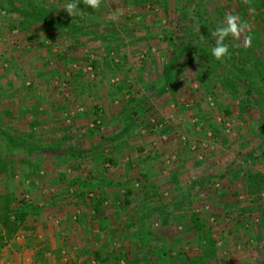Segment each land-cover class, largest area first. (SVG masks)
I'll list each match as a JSON object with an SVG mask.
<instances>
[{
  "label": "rangeland",
  "instance_id": "374dc122",
  "mask_svg": "<svg viewBox=\"0 0 264 264\" xmlns=\"http://www.w3.org/2000/svg\"><path fill=\"white\" fill-rule=\"evenodd\" d=\"M37 1L52 17L59 10L69 15L65 6L74 2L59 0L58 6L55 0H15V7ZM75 2L79 14L73 22L80 28L76 36L52 23L44 24L45 29L38 24L24 29L58 31L52 45L40 36L35 40L21 34L22 16L3 17L2 10L12 6L0 5V47H11L20 57L0 55V63H9L1 64L0 79L8 86V74L17 71L22 76V81L13 78L10 88L0 86V97L29 98L32 107L43 108L37 123L42 129L47 126L45 134L34 135V141L46 147L39 154L10 145L12 138L0 132V161L6 164L0 171L6 168L41 185L47 176L49 186L59 184L55 174L62 175L60 179L93 175L112 179L131 195L145 192L136 198L122 196L115 219L120 224L128 216L130 225L139 219L137 226L144 232H151L152 221L159 224L152 232H169L152 246L153 257H162L155 264L171 262H163L165 257H178L181 264H186L184 258L193 263L194 257H209L212 264H220L216 257H231L233 264L247 257L249 264H264V0H102L99 9L84 0ZM228 15L239 16L248 27L239 39L226 38L229 55L217 60L212 55L213 33L226 24ZM169 37L178 41L177 49L185 47L182 58L174 59L176 48ZM249 37L251 46L245 47ZM164 65L172 69L170 86L165 85ZM130 78L135 81L128 86ZM248 86L255 88L254 94H248ZM86 87L91 90L77 101L76 90ZM8 113L16 115L15 108ZM32 123V128L38 125L35 119ZM13 131L11 136L19 138V129ZM124 177L129 180L122 184ZM25 186L21 183L15 195L18 204H29L23 211L33 214L29 209L35 203H49L44 187L20 191L27 190ZM107 188L98 196L110 193ZM156 188L163 197L152 196ZM167 191L172 195L166 197ZM27 193L30 198L23 199ZM157 205H165L166 212L154 213ZM177 206L187 210H172ZM194 214L211 238L207 230L203 239L196 238ZM36 221L27 217L21 230H34ZM4 238L9 237L2 226L0 245L6 244ZM165 239L169 245L162 244ZM136 248L130 247L133 255ZM141 253L149 252L143 248Z\"/></svg>",
  "mask_w": 264,
  "mask_h": 264
},
{
  "label": "crops",
  "instance_id": "0c3cea01",
  "mask_svg": "<svg viewBox=\"0 0 264 264\" xmlns=\"http://www.w3.org/2000/svg\"><path fill=\"white\" fill-rule=\"evenodd\" d=\"M58 2L59 0H55V4L59 6ZM0 5H7L8 7L12 6L11 10H14L16 3L15 0H0ZM17 7L21 8L22 6L19 5ZM11 10L9 8L2 10V16L4 17L5 15L7 16L13 14L20 16V14L16 12L10 13ZM58 12L63 13L60 10ZM21 31L22 29L20 28L19 32L23 35L25 34L28 38L30 37L35 39L40 36V40L49 45H51L53 41L58 40L60 35V33L56 30L52 34H49L50 32L47 33L45 30L41 32H27L25 30H23L24 32ZM12 32L17 31L14 30ZM14 37H16V35H14ZM1 45L2 44H0V46ZM11 49V47H9V50L7 47H0V55L2 53L5 55L12 53L16 55L13 57L11 56V60H14V58H20L19 53L13 52ZM127 53H129V51L121 52V54ZM22 58L23 57H21V59ZM29 58H31L30 55H28V59ZM4 62L8 61L4 59ZM4 62L0 63V69L3 68V66L1 67V64H5ZM8 64H5V66L8 67ZM131 66H129V68ZM5 71V74H7L10 69L6 68ZM16 73L14 71V75L8 74L10 76L8 86L5 79H0V86H3L4 90L12 86L11 82L13 78L15 79L14 81L20 79L22 81V76H19ZM124 75L126 74L124 73ZM134 81V79L130 78L127 82L131 83ZM23 83L24 82H22V84ZM28 84L30 85V83H27V85ZM15 90V88L12 89L13 93ZM75 98L77 101L80 99L78 97ZM29 101V98L19 95H16V97H0V132L14 134L16 131L13 130L19 129L20 134H31L33 137L35 134H45L44 132L47 131V126L42 129V126L37 123L40 113H44L43 108H38L41 110L39 111L37 108L32 107V105L29 104ZM20 105H22V111L17 110L18 106ZM13 108L16 110V115H9L8 111ZM176 115L179 116L177 113ZM9 117L13 119L12 126L14 128L11 127L10 124L8 125V120L10 119ZM34 119L38 125H35L34 128H32V122H34ZM172 120H175V118ZM4 121H6V126L9 127L3 125ZM176 121H178V118ZM55 136L60 137V134ZM56 142L59 141L56 140ZM14 175V173L11 174L10 172L3 175L0 171V214L2 213L3 198L12 192V188H15L17 192L21 187V183L24 186L26 185L25 188L27 190L22 188V190H20L25 193L31 192V188L34 186L35 188H39L40 186L44 187L42 194H44V197L49 200L50 204H34V207L32 208L33 214L28 215V218L33 216L37 220L34 230L23 231L20 229L12 238H4L6 244L0 250V264H155L156 261L162 258L153 257L152 252H154L155 249H153L152 246L155 244H160L161 241L158 242L156 239L159 236L169 234V232L163 235L152 232L156 230L154 229V226H159V224L153 225L152 221L150 223L151 232H144L143 228L139 229L137 226V224L140 223L139 219H136L137 222H133L131 224L132 226L129 224L128 219H126L128 216L123 218V220H120V224L119 221L115 219V214L117 211L114 208H116V202L120 200L122 196L127 198H133L134 196L136 198L140 194L141 196L146 195L145 192L142 193L137 191L138 196L131 195L129 190L122 189V186H119V184L114 185L111 183L112 179L94 177L93 175H89L90 177L85 179H75L69 175L67 176V179H60L62 175L59 177V175L55 174L54 176L59 184L53 186H49L47 184L49 182L47 181V176L45 177V180H42L43 184L41 185L39 181L31 180L22 174H17L16 176ZM122 179V184H124V182L127 183L129 180L126 177ZM155 181L156 177L152 182L153 186H156L157 184ZM44 183H46V186ZM103 187H108L107 190H109L110 193L104 194L102 197L98 196L100 192H103ZM134 188L136 190V187ZM154 190V193H152L154 198L159 197V195L161 197L164 196L158 191L157 188ZM126 193H128L127 196L125 195ZM170 195H172V193L169 191L165 193L166 197ZM22 196L29 199L31 195L27 193L23 194ZM109 199L113 202V208L108 206V202L110 203ZM164 206L165 205H161L160 208L157 205V210L154 213H158L160 210L166 212V207L164 209ZM172 210H177L180 212V210L186 211L187 209L185 206H177V208L174 207ZM172 210H170V212H176ZM128 218L130 219V217ZM1 229L2 224L0 222V230ZM166 239L165 241H162V244L164 243L169 245L170 242H168ZM132 246L137 247L135 255L130 252V247ZM143 248H145L146 252H149L148 255L141 253ZM130 253L133 255V257H130ZM168 258H170V260ZM194 258L195 261H198L196 264H212V262L208 263L209 257ZM194 258L193 263L189 262L188 258H184V263L194 264ZM216 258L220 260L218 262L220 264H233L230 262L231 257ZM241 258L242 259L236 264H249L247 257ZM162 261H171L167 262L168 264L182 263L181 259L179 260L178 257H165L162 259ZM262 261L264 262V258Z\"/></svg>",
  "mask_w": 264,
  "mask_h": 264
},
{
  "label": "trees",
  "instance_id": "16d2710c",
  "mask_svg": "<svg viewBox=\"0 0 264 264\" xmlns=\"http://www.w3.org/2000/svg\"><path fill=\"white\" fill-rule=\"evenodd\" d=\"M29 4H31L32 6L29 5ZM29 4H28L29 5L28 7L26 6L27 8L14 7V10L17 11L22 16V21H21V26L23 25L21 27L22 30L28 29L30 26L33 27L34 24L41 25V26H39V29L40 28L41 29H45L44 27H46V26L44 24H49L50 25V23H52V25H55V26H58L60 28L66 29L67 32H69V34L71 36H76L77 35L76 32L80 30V28L76 27V25L73 22L75 16H69V15H66L65 13H60L59 12L57 14H54V16L52 17L53 13L50 12V9H47L45 7L44 8L40 7V3L38 1H37V3L33 2V3H29ZM37 4H39V5H37ZM77 17H78V15H77ZM51 20H53V21H51ZM78 20L80 21V20H82V18H80ZM85 20L86 19H84L83 21H85ZM86 21L88 22V20H86ZM169 40L172 42L173 48L178 45L177 44L178 41L176 42V40L173 37H169ZM182 40L183 39H181V41ZM54 43L55 42L53 41V44ZM47 45H49V44H47ZM47 48L48 49H52L53 47L52 46H47ZM173 50H176V57L174 59H180L185 54V47H182V48H179V49L176 48V49H173ZM93 64L96 65V62L94 61ZM171 70L172 69H171V67L169 65H164V70H163L164 81H165V85H168V86H170V84L172 83V81H171L172 80V75L170 74ZM261 83H262V81H261ZM131 85L132 84L129 83L128 86H131ZM91 87H86V90H82L81 92H78V90H76V93H77L76 96L78 98H81L86 91H90L91 90ZM165 90H167V89H165ZM260 91L261 92L264 91V84L262 85V89H260ZM247 92H248L249 95H252L255 92V88L248 86ZM94 108H95L94 112L97 114L99 112V107H96V105H95ZM131 110H132L131 112L134 113V109H131ZM263 118H264V114H262V117H261V119H262V121L264 123V119ZM6 134L10 137V139L12 138L10 140L11 141L10 145L15 147V146H17L19 144L21 149L27 150L29 153H37V154H39V153L43 152V150H45V148H46L43 145L42 146L38 145L34 141V137L31 134L30 135L21 134V135H19V138H13L11 136V134H9V133H6ZM73 148H74L73 146L69 147V149H71V151L73 150ZM67 149L68 148H66L65 150H67ZM22 163H23V161H22ZM1 165H6L4 160L0 161V166ZM12 169H13V171L15 170L14 167ZM1 173L3 175L5 173L8 174V170L6 168H4ZM10 173L12 174V171H10ZM261 182H264V180H262ZM255 184H256V186H258L259 189H261L259 182L255 183ZM11 191L12 192L9 193V195H7L6 197L3 198L2 213L0 214V222H1L2 226H3V228L6 230V234L8 235L9 238H12L17 233V231H19V228L21 229V226H23V223L27 219L28 215L31 214L30 211H28V210L27 211H23L24 207H28L29 204H25L26 203L25 200H23L24 203L18 204L19 201H17V198L15 197V195H16L15 188H12ZM23 199H25L24 196H23ZM16 204L18 205V207L16 206ZM31 209L32 208H30L29 210H31ZM193 217H194V219L192 221L193 227L198 232L196 238L199 239V240L203 239L205 237L203 234H204V232L206 230L209 233V237L212 236V235H210L209 230L204 225H202V223L198 219V215L194 214ZM4 245L5 244L0 245V250H1V248H3ZM210 252L214 253L215 251L213 249H210Z\"/></svg>",
  "mask_w": 264,
  "mask_h": 264
},
{
  "label": "clouds",
  "instance_id": "9594fccd",
  "mask_svg": "<svg viewBox=\"0 0 264 264\" xmlns=\"http://www.w3.org/2000/svg\"><path fill=\"white\" fill-rule=\"evenodd\" d=\"M102 0H84V3L93 9H99ZM65 11L70 16L78 15V5L75 2L66 4ZM247 24L241 21L240 17L237 15H228L226 17V24L218 28L213 35L216 37L215 46L212 47V55L217 59L221 60L229 55V48L225 44L227 37L231 36L233 39H239L247 28ZM245 47L251 46V38H246L243 41Z\"/></svg>",
  "mask_w": 264,
  "mask_h": 264
}]
</instances>
